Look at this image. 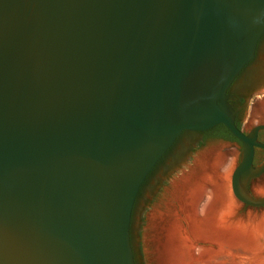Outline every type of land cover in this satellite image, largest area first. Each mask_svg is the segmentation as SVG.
<instances>
[{
    "label": "water",
    "instance_id": "water-1",
    "mask_svg": "<svg viewBox=\"0 0 264 264\" xmlns=\"http://www.w3.org/2000/svg\"><path fill=\"white\" fill-rule=\"evenodd\" d=\"M264 0H0V264H133L135 194L182 130L257 133L227 88L254 60ZM256 20L259 23H256ZM246 186V185H245Z\"/></svg>",
    "mask_w": 264,
    "mask_h": 264
},
{
    "label": "rangeland",
    "instance_id": "rangeland-1",
    "mask_svg": "<svg viewBox=\"0 0 264 264\" xmlns=\"http://www.w3.org/2000/svg\"><path fill=\"white\" fill-rule=\"evenodd\" d=\"M262 46H264V32L257 42L254 60L242 68L227 88V94L231 96V100L237 95H243L246 98L243 105L232 104L235 109L233 117L237 112L238 125L245 133L257 124H264V81L248 86L246 89L239 87L247 69L258 61ZM204 137L202 132L195 130H182L177 133L171 146L158 159L139 186L130 209L128 222V242L133 264H162L159 258L160 242L166 235L165 228L168 222L180 213L175 185L186 175L200 174L201 161L213 160L214 162L215 160L214 163L208 164L206 168L210 170L201 180L204 191L201 200L197 203V211L200 215L207 203L210 213L216 210L220 213L223 211L227 215L234 214L240 219H247L249 215H264V207L245 205L232 192L231 174L238 164L241 142L236 139L215 141L206 149L199 151L196 149L197 144ZM262 164L264 160L257 157L253 168L258 169ZM239 187L249 196H263V170L253 175L246 186L239 185ZM216 188H219L217 193ZM227 258L234 264H260V257H256L249 250L230 249ZM199 264L202 263L199 262Z\"/></svg>",
    "mask_w": 264,
    "mask_h": 264
},
{
    "label": "bare ground",
    "instance_id": "bare-ground-1",
    "mask_svg": "<svg viewBox=\"0 0 264 264\" xmlns=\"http://www.w3.org/2000/svg\"><path fill=\"white\" fill-rule=\"evenodd\" d=\"M263 81L264 46L258 61L247 69L239 87L246 89ZM214 162L201 161L200 174L186 175L175 185L180 213L166 225V235L159 245L162 264H234L227 258L230 249L252 251L256 257H260V264H264V215L255 214L249 215L247 219H240L234 214V217L231 216L230 211L229 215L223 211L216 212L217 210L210 213L208 203L201 215L197 211V203L204 191L201 180L210 170L206 168L208 164ZM253 175L255 172L251 170L241 173L238 185L245 186ZM218 191L219 188H216V193Z\"/></svg>",
    "mask_w": 264,
    "mask_h": 264
},
{
    "label": "flooded vegetation",
    "instance_id": "flooded-vegetation-1",
    "mask_svg": "<svg viewBox=\"0 0 264 264\" xmlns=\"http://www.w3.org/2000/svg\"><path fill=\"white\" fill-rule=\"evenodd\" d=\"M245 100H246L245 96L237 95L232 100H231V98H229L227 100V102L230 105L231 109L234 111L235 109L232 106V104L237 103L239 105H243L245 103ZM234 122L240 128V126L238 125V122H237V112L234 114ZM217 128L222 130L225 127L222 124H217V125L209 128V129L198 131V132H202L205 135V137L201 138L199 140V142L197 144V148H196L197 150L200 151V150H202L204 148L206 149L207 147L210 146V144L212 142H215V141L232 140V139L226 138V137H224V136H222V135H220L218 133H215ZM257 141L264 145V130L258 131V133H257ZM257 157H260V158H262V160H264V147L255 146L253 160H252V165L253 166L255 165V160L257 159ZM263 172H264V169H263Z\"/></svg>",
    "mask_w": 264,
    "mask_h": 264
},
{
    "label": "trees",
    "instance_id": "trees-1",
    "mask_svg": "<svg viewBox=\"0 0 264 264\" xmlns=\"http://www.w3.org/2000/svg\"><path fill=\"white\" fill-rule=\"evenodd\" d=\"M238 127V126H237ZM215 133H218V134H220V135H222V136H224V137H226V138H229V139H235L228 131H227V129H216V131H215Z\"/></svg>",
    "mask_w": 264,
    "mask_h": 264
},
{
    "label": "clouds",
    "instance_id": "clouds-1",
    "mask_svg": "<svg viewBox=\"0 0 264 264\" xmlns=\"http://www.w3.org/2000/svg\"><path fill=\"white\" fill-rule=\"evenodd\" d=\"M261 15L264 16V12H262ZM256 23H259V22L256 20Z\"/></svg>",
    "mask_w": 264,
    "mask_h": 264
}]
</instances>
